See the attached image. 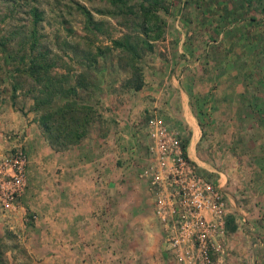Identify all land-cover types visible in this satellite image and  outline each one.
<instances>
[{
    "label": "rangeland",
    "instance_id": "rangeland-1",
    "mask_svg": "<svg viewBox=\"0 0 264 264\" xmlns=\"http://www.w3.org/2000/svg\"><path fill=\"white\" fill-rule=\"evenodd\" d=\"M141 5H147V1L0 0V40L7 42L5 47L0 45V112L10 108L27 117L37 125L46 141L37 121L41 111L34 108L38 85L35 86L25 72L15 69L19 56L29 54V32L33 27L30 9L36 7L41 13L35 28L36 38L40 40L37 49L49 50L50 58L55 61L51 72L68 75L66 88L75 86L76 76H82L85 84L68 96H55L52 103L76 100L91 106L97 114L78 143L57 152L81 144L95 124L108 122L111 125L114 122L123 139L122 162L138 160L137 176L147 181L142 170L149 163L148 122L157 117L169 130L177 133L181 145L190 155L191 166L201 177L206 181H225L226 168L241 154L236 143L246 149L239 138V128L255 133L258 125L264 127V11L258 10L259 4L255 0L251 4L242 0H160L158 7L152 9L158 17L160 35L149 38L133 26L142 20ZM133 34L152 45L151 48L144 45L133 64L140 69L143 82L140 89L126 84L127 80L134 79L133 66L127 63L126 52L113 43ZM14 56L17 58L11 59ZM177 68L179 71L175 72ZM236 68L245 72L247 89L241 94L250 99L237 107L236 114L245 116L243 121L237 119L226 125L224 121H214L211 99L217 93H211V89L213 83L226 82L230 70ZM15 79L19 87L13 91ZM194 80L198 84L205 83L209 89H203V86L193 90L190 86ZM217 92L222 94L223 90ZM129 100L133 107L127 112ZM155 100L162 104L143 105L145 101ZM181 100L185 109L177 105ZM111 104L117 106L113 111L109 109ZM222 108L227 112L226 107ZM125 115H128L127 120ZM193 117L200 125V132L195 146L187 148ZM235 131L238 133L236 138L232 136ZM135 133L139 135L135 136ZM247 150L252 156L249 148ZM235 172L237 174V170ZM236 174L232 176L234 181L238 178ZM150 195L152 197L151 192ZM226 238L230 252L228 233ZM228 257L224 253L216 260L223 264Z\"/></svg>",
    "mask_w": 264,
    "mask_h": 264
},
{
    "label": "crops",
    "instance_id": "crops-1",
    "mask_svg": "<svg viewBox=\"0 0 264 264\" xmlns=\"http://www.w3.org/2000/svg\"><path fill=\"white\" fill-rule=\"evenodd\" d=\"M239 72L230 70L226 82L212 85L211 93H217L211 99L216 122L228 125L245 117L236 114L238 105L250 99L242 97L247 85L245 72L240 78ZM190 87L209 89L195 80ZM147 103L143 105L162 104ZM111 105L112 111L117 108ZM177 105L185 109L182 100ZM26 118L10 108L0 112V160L12 146H21L28 161L19 210L3 213L0 208V251L6 264H176L154 216L147 181L137 176L139 161L122 162L123 139L114 122L95 124L81 144L57 152ZM189 127L187 148L198 142L200 125L195 117ZM237 134L232 132L235 138ZM238 135L246 149L236 143L241 154L226 168L225 181H209L222 187L229 206L225 230L230 252L223 264H264V127L258 125L255 133L239 128Z\"/></svg>",
    "mask_w": 264,
    "mask_h": 264
},
{
    "label": "built area",
    "instance_id": "built-area-1",
    "mask_svg": "<svg viewBox=\"0 0 264 264\" xmlns=\"http://www.w3.org/2000/svg\"><path fill=\"white\" fill-rule=\"evenodd\" d=\"M148 127L149 163L142 175L149 180L154 216L163 227L167 250L176 264H219L216 258L229 254L225 230L229 206L222 187L193 169L177 133L161 119H150ZM27 162L21 146L13 147L0 160L3 213L19 210L26 189Z\"/></svg>",
    "mask_w": 264,
    "mask_h": 264
},
{
    "label": "trees",
    "instance_id": "trees-1",
    "mask_svg": "<svg viewBox=\"0 0 264 264\" xmlns=\"http://www.w3.org/2000/svg\"><path fill=\"white\" fill-rule=\"evenodd\" d=\"M145 1H147V5H141L142 20L133 23V26L134 29L140 31L141 34H145L149 38H156L160 35V27L157 25L158 17L153 14L154 10L152 9L158 7L157 4L160 0ZM242 1L251 4L254 0ZM255 1L264 11V0ZM30 14L33 19V27L31 32H29V54L19 56L18 67L15 69L18 72H25L27 76L31 78L35 86L38 85L39 94L34 96V108L40 110L41 113L37 121L48 145L55 151H62L78 143L87 134L89 125L95 120L97 114L91 106L81 104L76 100H68L62 104L56 105L52 103L55 96L65 97L68 96L71 91L75 93L77 87H84V79L82 76H76L75 86L66 88L64 84L68 81V75L61 73L53 74L51 72L55 61L53 58H50L49 50L42 47L41 49H37L40 40L36 38V27L41 19V13L38 8L33 7L30 9ZM113 43L114 46L119 47L124 53L126 52V61L133 66L134 79L127 80L126 84L133 86L135 89H140L143 85L140 69L133 64L135 59L141 55V51L144 50V45H146L147 48H151L152 45L138 34L125 35L121 40H115ZM6 44L7 42H5V39L0 40V45L2 47H5ZM16 58L17 57L14 56L11 59L15 60ZM26 60H28V64ZM23 64L25 66L22 68L21 66H23ZM18 87L19 82L16 80L12 83V90L16 91ZM7 236H9V234H7ZM0 264H6L2 258L1 251Z\"/></svg>",
    "mask_w": 264,
    "mask_h": 264
}]
</instances>
